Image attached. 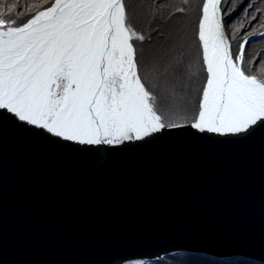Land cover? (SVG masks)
Returning a JSON list of instances; mask_svg holds the SVG:
<instances>
[{
  "label": "water",
  "instance_id": "95a60500",
  "mask_svg": "<svg viewBox=\"0 0 264 264\" xmlns=\"http://www.w3.org/2000/svg\"><path fill=\"white\" fill-rule=\"evenodd\" d=\"M175 252L264 263V130L81 146L0 112V264Z\"/></svg>",
  "mask_w": 264,
  "mask_h": 264
},
{
  "label": "snow or ice",
  "instance_id": "6c2138e0",
  "mask_svg": "<svg viewBox=\"0 0 264 264\" xmlns=\"http://www.w3.org/2000/svg\"><path fill=\"white\" fill-rule=\"evenodd\" d=\"M180 3L176 13L194 10L192 0ZM166 7L152 0V19ZM195 11L186 48L168 44L172 36L161 28L173 13L145 33L133 24L128 0H45L35 11L20 0L0 2V112L81 146H119L189 126L220 136L264 130V58L245 61L250 38L264 37V0H200ZM253 21L260 29L247 31L234 51L233 41ZM153 33L163 51L144 64L142 45ZM202 72L206 81L193 89L197 112L166 106L169 94L187 95L185 78Z\"/></svg>",
  "mask_w": 264,
  "mask_h": 264
},
{
  "label": "trees",
  "instance_id": "16d2710c",
  "mask_svg": "<svg viewBox=\"0 0 264 264\" xmlns=\"http://www.w3.org/2000/svg\"><path fill=\"white\" fill-rule=\"evenodd\" d=\"M0 2L4 4L8 3H17L18 0H0ZM22 6L28 5L35 11L36 8L40 6V4L45 3V0H20ZM163 2L167 5L166 8L161 9L156 14V19L153 20L150 15V6L152 5V0H128L129 7L133 10L132 22L136 26V28L140 31H144L145 33L149 32L151 28L156 27L157 23H161L160 17L161 15H166L168 12L173 13V15L168 18L166 24H161V28L166 34L170 33L172 39L168 41V44H175L176 42L185 43L186 48L191 45V39L193 34V29L195 28L196 23L198 22V12L195 11V8L200 4V0H192L193 11L190 15L185 16L181 13L175 12V7L182 6L180 0H163ZM248 0H236L238 5L244 3L246 4ZM46 6V4H45ZM239 14L237 15V18ZM27 17H24L26 19ZM260 20H264V16L259 17ZM260 29V25L258 21H253L250 25H246L245 29L237 36V39L233 41V49L237 50L238 43L241 40V37L250 30ZM264 30V29H260ZM229 36L231 38L232 29H228ZM187 37V41L185 42L183 37ZM254 37V36H253ZM139 44V42H135ZM161 41L156 38L155 33H153V41L151 44L148 41H145L142 47L145 50L146 56L143 60L144 64H150L151 54L154 52H161L163 49L161 48ZM196 49L191 48L192 55H195ZM260 54L261 58H264V37L260 40L249 42L246 45V53H245V61L246 66L247 62L251 60V58ZM190 57L186 54L184 56L185 64H187ZM259 63V59L257 60ZM206 81V72H202L199 79L193 78L192 80H188L185 78V84L187 85V95L180 99L179 94H177L176 98L173 99L172 95L169 94L164 98V102L166 106H170L172 103H180L182 106L189 112H197L198 111V97L199 94L195 93L193 89L197 87H201L202 84ZM158 92L161 89H157ZM143 261L144 264H264L251 259L243 258V257H231V258H215L212 256L204 255V254H193L187 252H176L167 255H163L159 259L155 260H140ZM123 264H130L129 262H125Z\"/></svg>",
  "mask_w": 264,
  "mask_h": 264
},
{
  "label": "rangeland",
  "instance_id": "374dc122",
  "mask_svg": "<svg viewBox=\"0 0 264 264\" xmlns=\"http://www.w3.org/2000/svg\"><path fill=\"white\" fill-rule=\"evenodd\" d=\"M255 37H261V36H254V37H251L250 40H249V42L257 41V40H252V39H254ZM261 38H262V37H261ZM261 38H259L258 40H260ZM126 143H129V142H125L124 144H126ZM124 144H122V145H124ZM105 146H108V145H105ZM97 147H98V146H97ZM99 147H100V145H99ZM134 261H140V260H133V261H130V264H133Z\"/></svg>",
  "mask_w": 264,
  "mask_h": 264
},
{
  "label": "bare ground",
  "instance_id": "6f19581e",
  "mask_svg": "<svg viewBox=\"0 0 264 264\" xmlns=\"http://www.w3.org/2000/svg\"><path fill=\"white\" fill-rule=\"evenodd\" d=\"M157 134V133H156ZM133 142H136V141H133ZM103 146H105V145H100V147H103ZM99 147V146H98ZM106 147V146H105ZM176 253V252H175ZM163 256V255H162ZM161 256V257H162ZM161 257H159V258H161ZM159 258H156V259H159ZM143 260V259H142ZM147 260H150V259H147ZM151 260H155V259H151ZM133 261V260H132ZM127 262H129V261H127ZM125 263V262H124Z\"/></svg>",
  "mask_w": 264,
  "mask_h": 264
}]
</instances>
